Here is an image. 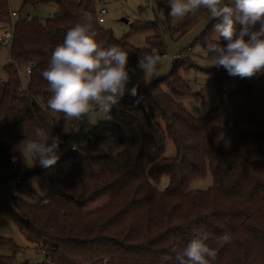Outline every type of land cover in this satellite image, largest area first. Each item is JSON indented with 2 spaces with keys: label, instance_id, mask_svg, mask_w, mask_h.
Listing matches in <instances>:
<instances>
[{
  "label": "trees",
  "instance_id": "trees-1",
  "mask_svg": "<svg viewBox=\"0 0 264 264\" xmlns=\"http://www.w3.org/2000/svg\"><path fill=\"white\" fill-rule=\"evenodd\" d=\"M18 1L21 8L15 11L11 0H0V27L15 24L9 63L1 68L0 170L20 159L26 148L23 128L52 131L63 145L80 127L82 120L66 121L47 107L51 93L41 73L84 14L106 46L129 53V67L153 47L165 55V33L179 40L203 21L205 32L195 43L204 49L218 22L201 9L174 28L168 0H154L167 18L132 25L131 32L152 31L147 46L138 48L102 26L96 0ZM40 5H55L58 11L42 21L30 14ZM11 12L18 17L13 20ZM175 56L180 58H172L168 76L139 86L136 97H124L112 108L111 118L89 136L87 149L73 147L74 153L54 166L18 177L23 197L16 199V208L0 204V212L36 253L44 251L58 264H168L162 258L174 255L173 247L182 250L194 230L203 228L216 236L232 234L230 244L209 241L217 250L214 264H264V75L240 78L223 67L205 70L222 101L197 119L181 102L191 94L183 72L192 63ZM169 142L173 157L166 154ZM209 175L214 179L209 190L191 188ZM165 177L169 183L161 186ZM1 245L13 243L0 238ZM14 248L13 256H0V264L16 263L20 250Z\"/></svg>",
  "mask_w": 264,
  "mask_h": 264
},
{
  "label": "clouds",
  "instance_id": "clouds-1",
  "mask_svg": "<svg viewBox=\"0 0 264 264\" xmlns=\"http://www.w3.org/2000/svg\"><path fill=\"white\" fill-rule=\"evenodd\" d=\"M168 2L169 15L173 18H183L204 9L210 14V20L218 21L213 26L215 37L206 38L204 47L211 66L223 67L229 75L240 78L264 75V0ZM98 37L91 16L84 14L82 20L66 32L63 43L54 48L41 73L51 93L47 107L53 113H62L66 121H80L97 107L110 119L112 108L125 95L137 96L139 84L128 87L137 70L148 83V78L158 75V68L163 65L160 51L153 47L141 52L135 67H129L127 51L118 45L106 46ZM23 132L26 150L33 159L43 168L54 166L60 158L61 137L40 127L32 133L23 128ZM209 241L221 246L230 244L232 234L226 231L216 236L203 228L196 229L182 250L173 247L170 251L174 255L162 259L168 264H214L217 250Z\"/></svg>",
  "mask_w": 264,
  "mask_h": 264
},
{
  "label": "rangeland",
  "instance_id": "rangeland-1",
  "mask_svg": "<svg viewBox=\"0 0 264 264\" xmlns=\"http://www.w3.org/2000/svg\"><path fill=\"white\" fill-rule=\"evenodd\" d=\"M99 8H105L107 14L105 16V23L102 25L106 30L112 31L114 36L120 40L124 39L126 42L133 44L138 48L147 46L146 40L152 35L151 30L140 32H131L132 25L135 22H145L149 20L164 21L167 16L164 11H158L157 4L154 2L153 10L146 6L144 0H96ZM11 7L18 11L21 8V2L18 0H11ZM58 11L55 5H40L30 14L32 17L39 18L42 21L53 18ZM193 13L180 18H173L172 27L180 26L186 19L193 17ZM123 19L127 20L125 23ZM206 28V22L203 21L191 28L189 32L179 40H174L170 33H165L166 54L163 55V65L158 68V75L150 76L148 83L144 82L143 73L137 70L136 74L132 76V83L128 85L130 88L132 84H139L140 89L148 87L150 84L157 82L159 79L168 76L173 67V60L177 54H181L182 60L186 59L192 65L185 72L183 77L191 89V94L182 99V103L186 110L195 118H204L210 114L212 110L217 109L221 105V96L219 90L213 79L205 73L207 69H221L211 66V59L208 58L204 49L196 44V39L200 37ZM3 26L0 27V39L2 38ZM191 47V49H190ZM192 52H191V51ZM10 50L6 47L0 48V68H4L9 63ZM1 69L0 76H5ZM26 81L24 80V84ZM26 85V84H25ZM129 95H125L127 97ZM123 97V98H124ZM110 115V114H109ZM108 119V116L100 111L97 107L92 113L85 116L80 124V127L71 136V138L60 145V158L67 154H72L73 147L77 149H87V141L94 128L101 122ZM167 156L173 157L176 154L174 145L169 142L167 146ZM41 168L38 161L27 152L26 148L22 151L18 162L10 167L0 170V177L5 181L0 182V204L9 208H16V199L22 198L23 195L17 188V179L24 176L30 171ZM10 179V180H9ZM169 183L168 177H165L161 186H166ZM214 184L212 175H209L204 180L193 182L192 189L199 191L209 190ZM0 238L12 241L13 245H1L0 256L11 257L14 255V247L19 248L22 256L19 260L23 261L27 258L36 257L35 246L28 241L25 234L20 232L18 227L6 215L0 212ZM19 252V253H20Z\"/></svg>",
  "mask_w": 264,
  "mask_h": 264
},
{
  "label": "built area",
  "instance_id": "built-area-1",
  "mask_svg": "<svg viewBox=\"0 0 264 264\" xmlns=\"http://www.w3.org/2000/svg\"><path fill=\"white\" fill-rule=\"evenodd\" d=\"M146 2V6L147 8H149L150 10H153L154 8V0H144ZM107 14V10L105 8H102L99 12V22L101 24H104L105 21V16ZM17 14L16 12H11V18L14 20L15 18H17ZM28 21L32 20V17L29 16L27 18ZM14 30H15V24L12 23V25L5 27V29H3L2 31V38L0 39V42L2 44V46L8 48L9 50L12 47V42H13V38H14ZM176 58H180V56L176 57ZM27 72V74L31 73L30 69H26L25 70ZM0 72H1V68H0ZM4 78L3 76H0V82H3ZM22 89H26V85L23 84ZM60 148V146H59ZM61 149V148H60ZM23 253H19L18 257H17V261L15 264H58L56 263L51 256L47 255L46 252L44 251H39L37 252L36 257L33 258H27L23 261L19 260L20 256H22Z\"/></svg>",
  "mask_w": 264,
  "mask_h": 264
},
{
  "label": "water",
  "instance_id": "water-1",
  "mask_svg": "<svg viewBox=\"0 0 264 264\" xmlns=\"http://www.w3.org/2000/svg\"><path fill=\"white\" fill-rule=\"evenodd\" d=\"M123 21H124L125 23H128V21H127V20H125V19H123Z\"/></svg>",
  "mask_w": 264,
  "mask_h": 264
}]
</instances>
